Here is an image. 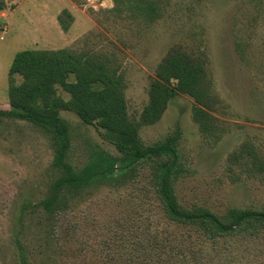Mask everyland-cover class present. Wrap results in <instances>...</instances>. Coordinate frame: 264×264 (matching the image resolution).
Masks as SVG:
<instances>
[{
  "label": "rangeland",
  "instance_id": "rangeland-1",
  "mask_svg": "<svg viewBox=\"0 0 264 264\" xmlns=\"http://www.w3.org/2000/svg\"><path fill=\"white\" fill-rule=\"evenodd\" d=\"M161 6L160 18L148 23L129 10L116 12L114 0H0V111L10 110L9 70L27 49L115 54L133 121L171 51L204 53L220 98L213 115L222 135H204L193 119L194 99L180 95L158 123L141 128V140L152 147L179 135L174 186L186 209L205 208L220 218L233 210L264 211V179L248 154L256 150L264 158V0H161ZM64 11L73 16L68 32L59 20ZM61 117L71 140L66 162L75 173L97 157L121 156L98 126L70 111ZM169 161L117 167L112 179L79 196L65 185L66 210L50 218L43 202L64 177L53 167L52 145L31 123L1 118L0 264H21L22 254L27 264H264V233L211 241L167 219L155 174Z\"/></svg>",
  "mask_w": 264,
  "mask_h": 264
},
{
  "label": "trees",
  "instance_id": "trees-1",
  "mask_svg": "<svg viewBox=\"0 0 264 264\" xmlns=\"http://www.w3.org/2000/svg\"><path fill=\"white\" fill-rule=\"evenodd\" d=\"M114 1L116 12L129 10L134 18L139 14L148 23L157 21L162 13L161 0ZM59 20L63 30L68 32L73 22L72 14L64 11ZM202 55L180 49L171 51L157 69L149 103L140 120L133 121L128 113L122 65L115 54L87 49H27L16 54L9 70L10 110L0 111V119L9 117L29 122L43 131L52 145L53 167L62 171L64 177L52 184L43 202L48 217L53 218L66 210L67 204L62 197L65 185L79 196L90 184L112 179L117 167L132 171L140 163L170 158L168 163L157 165L159 174H155V186L159 202L172 224L197 229L211 241L230 236L246 239L262 236L264 211L233 210L228 217L220 218L205 208L188 210L183 207L174 186L180 170L175 160L179 157V135L152 147L145 146L140 137L141 128L158 123L172 100L180 95L194 99L193 119L204 135L215 138L222 135L219 133L223 128L218 126L213 115L220 98L209 78L208 56ZM59 89L69 95L68 100L59 95ZM62 111L73 112L84 123L102 129L121 156L97 157L82 172L75 173L66 162L71 140L68 123L61 117ZM248 154L252 167L262 173L259 175L264 179V158L256 150H249ZM21 264H27L24 254Z\"/></svg>",
  "mask_w": 264,
  "mask_h": 264
}]
</instances>
